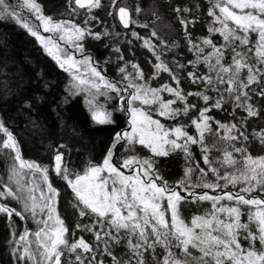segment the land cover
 Instances as JSON below:
<instances>
[{"label": "snow or ice", "instance_id": "obj_1", "mask_svg": "<svg viewBox=\"0 0 264 264\" xmlns=\"http://www.w3.org/2000/svg\"><path fill=\"white\" fill-rule=\"evenodd\" d=\"M74 2L75 8L69 4L72 14L87 9L89 15L84 26L71 19L54 20L44 15L37 0H22L17 7H13L9 0H0V21L10 19L26 29L59 67L70 74L67 94L61 106L72 104L82 95L95 125H113L116 123L114 112H122L128 116V126L114 133L102 164L90 160L81 173L71 170L59 151L53 158L54 167L51 169L34 160H25L16 137L0 120V134L5 137L0 144V154L8 150L11 159L7 180H0V215L6 216L7 226L12 230L10 243L15 245L12 248L14 260L17 264H104L102 259L96 260L97 252L83 237L69 242V228L57 210L61 193L50 179V171H54L55 176L71 189L75 200L71 207L79 217H95L91 225L77 223L76 228L93 232L97 245L100 242L104 244L102 255L111 257L112 264H145L144 254L148 251H151L156 264H188L190 248L201 253L198 264H264V250H257L254 246V242L259 240L264 249V196L261 195L264 194V156L254 157L248 153L245 146L248 136L243 130L248 118L259 115L250 102V93L256 92L251 86L264 82V68L250 63L248 53L252 51L249 37L255 34L256 64H264V0H209L208 15L212 17L209 36L195 42L187 30L188 24L195 21L180 20L185 27L188 50L195 57L188 61V66L193 69L188 72V79L193 84L203 85L202 90L187 93L181 88L177 74L186 66L173 61L176 64L174 71L163 59L164 50L171 51L178 45H167L159 40L155 31L151 35L159 40V44L132 32L134 38L143 40L141 46L155 57L151 77L146 79L140 65L131 62H125L118 69L120 80L107 77L85 47L87 38H102L101 33L87 26L95 19L90 13L101 6V0ZM111 2L115 6L117 0ZM20 8L27 10L39 24L30 23ZM136 11L139 13L140 8L137 7ZM176 11L179 14L189 9L177 8ZM118 16L125 28L136 23L125 7L119 8ZM41 27L52 35L42 36ZM214 34H219L224 43H214ZM56 37L73 51L61 48ZM244 48L248 51H243ZM206 49L211 51L206 52ZM229 50L232 53L231 64L225 61ZM114 51L119 53L120 49L117 47ZM75 53H79V59ZM117 59L123 61L124 57L121 54ZM129 64L131 72L128 71ZM200 64L208 69L206 74H198ZM245 69L246 81L241 78ZM161 73H167L175 86L165 82L160 87H152L150 81L161 78ZM208 91L217 93L214 102ZM165 93L172 99H165ZM256 95L264 97V88ZM189 97H197L205 103V107L199 108L198 116L190 118V124L182 118L190 117L198 106L190 103ZM227 99L231 100L234 110L242 109L247 115L241 118L239 126L215 121L217 134L223 132L220 139L225 145L222 159L215 163L233 169L221 175L220 168L214 166L209 157L210 148L205 138L212 132L214 120L209 113L213 108L221 109ZM115 100L119 105L110 110L108 104ZM177 103L183 107H175ZM25 107L31 108V104L26 102ZM153 112L172 121V125L166 126L160 119L153 118ZM189 127L195 128V135L189 133ZM252 135L264 145V129L254 131ZM237 143L241 146L237 147ZM137 145L147 149L151 155H125L136 153ZM194 145L200 147L207 171L199 167V162L195 168L192 166ZM120 148L124 151L120 154L121 162L117 164L116 153ZM176 153H183L188 166L183 177L170 184L163 178L157 163L158 158ZM235 154H239V160ZM196 169H199V176L194 182L192 176ZM209 173L215 177L214 180L208 179ZM29 174L32 180L26 179ZM238 185L242 186L237 191ZM209 190L215 194H210ZM189 200L192 203H211V211L203 216H193L190 225L180 212L181 205ZM8 201L19 204V210ZM245 207L248 208V221L242 222ZM13 217L22 221L30 217L37 230L32 232L25 228L17 236ZM251 224H255L256 231L250 228ZM241 238L249 241L248 248L242 246ZM124 240H127V249L131 253L129 259L118 258L111 247L121 245ZM158 247L164 250L162 261L156 259ZM173 248H178L186 259H178ZM66 254L67 259H63Z\"/></svg>", "mask_w": 264, "mask_h": 264}, {"label": "trees", "instance_id": "obj_2", "mask_svg": "<svg viewBox=\"0 0 264 264\" xmlns=\"http://www.w3.org/2000/svg\"><path fill=\"white\" fill-rule=\"evenodd\" d=\"M13 7H17L19 0H9ZM41 5L44 15L52 17L54 20H68L84 26L87 9L79 10L78 14H72L71 8H75L74 0H37ZM71 3V8L69 4ZM209 0H117L115 6L111 0H101V6L93 9L90 15L95 19L87 26L94 32L101 33L100 40H94L91 37L85 42L86 50L91 53L96 62L103 68L107 77L120 80L118 69L124 66L125 62L138 63L145 73V78L151 77L153 74L152 65L156 63L155 57L147 49L142 47V39H136L132 36L135 31L140 37L150 38L153 43L159 44V40H163L167 45H178L171 51L164 50L163 59L168 63L169 67L174 71L176 64L173 61H178L186 67L177 74L181 79V88L185 93L200 91L203 88L202 84H193L188 79V72L192 71V67L188 66V61L195 57L188 50V41L185 36V27L181 25L180 20L195 21L187 26L193 41H199L201 38L209 36L208 27L212 24V17L208 15ZM119 7H125L129 10L132 20L136 21L125 28L117 13ZM137 7L140 12L137 13ZM181 10L187 8L188 12L181 11L179 14L176 9ZM21 12L22 8L19 9ZM113 13L109 15V13ZM23 13V12H22ZM24 15V13H23ZM147 25V28H142L140 25ZM155 31L159 40L152 37V32ZM108 35L104 36L103 33ZM252 51L248 53L249 62L257 67L264 68V64L257 65L255 59V43L256 35H250ZM214 43L221 45L224 43L223 38L219 34L212 36ZM131 41V44H129ZM119 48L120 52L114 51ZM238 51L241 49H237ZM206 52L211 49H206ZM247 52L248 49L244 48ZM123 55L124 60H118L119 55ZM231 51L226 53L225 61L231 64ZM151 61V63H150ZM128 71H132L129 64ZM198 74H206L208 69L205 65L198 66ZM247 77V70H243L241 78ZM71 76L68 72L59 67L56 61L47 54L39 41L32 37L26 29H23L13 20L0 21V120H3L5 127L9 129L16 137L22 157L25 160L36 161L41 165L54 167V156L57 151L63 153L64 161L74 172H82L91 160L92 163L100 164L107 153V149L112 142L115 132L127 128L128 116L122 112H114L116 123L113 125H95L90 117V113L84 104V97L81 95L75 101L67 106H61L63 97L67 94L66 89ZM170 83L175 86L167 73H161V78L151 80L152 87H160L163 83ZM7 85V87H5ZM47 85V86H46ZM223 87H226L224 85ZM256 89V92L264 88V82L260 85L251 86ZM256 92H251V103L258 111L259 115L247 119L244 131L248 136V142L245 145L248 153L252 156H264V145L257 140L252 133L264 129V97L256 95ZM208 95L213 97V102L217 97L214 91H208ZM165 99H172L167 93L163 94ZM227 97V93H225ZM103 103V98H100ZM26 102L31 104V108L25 107ZM189 102L197 104V109H193L190 117L182 118L190 124V118L198 116L199 108L205 107V103L197 97H189ZM119 101H111L108 104L109 109L118 107ZM175 107H183L177 103ZM214 120L211 123L212 132L206 135L205 142L208 144L210 151L209 157L214 162V166L220 168V174L225 171H233L231 168H223L215 163L222 159L224 141L220 139L223 135L221 131L217 134V125L215 121L221 123H236L238 126L242 123L241 118L247 114L242 109H233V104L230 99L221 109L213 108L209 113ZM235 117V119L233 118ZM153 118L160 119L161 123L166 126H171L172 121H168L163 117H159L153 112ZM75 129V132H73ZM190 134L195 135V128L189 127ZM3 134H0V144L3 141ZM63 145L64 147H60ZM240 147V143H237ZM140 147L142 154L146 157L151 155L147 149ZM122 148L116 153V163L121 162ZM194 160L192 166L195 168L197 162L199 167L207 171V165L203 163L202 153L198 145L192 148ZM130 153H125L127 155ZM137 154V153H134ZM239 160V154H235ZM11 164L10 154L5 150L0 154V180H7L8 169ZM183 153H176L169 157L158 158L157 167L161 170V174L170 184H175L184 175V169L187 167ZM173 176L172 178L169 176ZM199 176V169L193 173L192 180L195 182ZM27 180H32L31 174L26 177ZM50 179L53 186L59 189L61 195L57 204V210L60 213L65 224L69 228L68 239L73 242L80 237H83L93 250L97 252L96 260L104 261V264H112L111 257L102 255L104 244L97 241L93 232L84 231L76 228L77 223L83 225H91L95 217L88 216L81 218L78 212L71 207L74 203V196L66 185V182L55 176L54 171H50ZM209 180H214L215 177L209 173ZM37 182L39 178H36ZM238 185L235 190H239ZM231 189V186H230ZM2 190V189H0ZM199 192L200 190L197 189ZM210 194L212 193L209 190ZM37 195V194H36ZM264 196V194H261ZM12 207L19 210L20 205L15 201H8ZM227 203V202H225ZM202 205V206H200ZM166 206V202H165ZM211 211V203L208 201L192 203L190 200L183 203L180 208L181 216L187 224H191L193 216H203ZM248 208L243 209L241 216L242 222L248 221ZM170 220V214L168 216ZM17 236L25 228L32 232L37 230V225L30 217L26 220H20L18 217H13ZM250 228L256 231L255 224H251ZM99 230V226H97ZM13 239L12 230L7 226V218L0 215V264H17L12 254V248L15 246L10 241ZM241 243L244 248L249 247V241L241 238ZM254 246L257 250H264L256 240ZM112 250L118 258L129 259L131 253L127 249V240H124L121 245H112ZM176 257L185 260L186 257L178 248H173ZM191 257H188V264H198L201 253L198 249L190 248ZM156 259L162 261L164 250L156 249ZM74 259V257H72ZM63 259H67V254ZM145 264H156L151 251L144 254ZM134 264V262H133Z\"/></svg>", "mask_w": 264, "mask_h": 264}, {"label": "rangeland", "instance_id": "obj_3", "mask_svg": "<svg viewBox=\"0 0 264 264\" xmlns=\"http://www.w3.org/2000/svg\"><path fill=\"white\" fill-rule=\"evenodd\" d=\"M19 2H22V0H19ZM119 8H120V7H119ZM119 8L117 9V13H118V11H119ZM22 12L24 13L25 18H27V19L29 20L30 23H32V24H34V25H38V24H39V21L35 20V17L32 16L27 10L23 9ZM39 31H40V34H41L42 36H46V37H47V36H49V35H52V34H50V33H45V32L43 31V28H42V27L39 28ZM56 39H57V42L60 44L61 48L66 49V50L69 51V52H72V51H73V49H72L69 45L65 44V42H63V41H59L58 37H56ZM75 55H76L77 59L80 58L79 53H75ZM3 138H5V137L3 136ZM137 146H139V145H137ZM140 149H141L140 147H137V152H136V153H137L138 155L142 154V151H141ZM132 154H134V153H130V155H132ZM127 155H129V154H127ZM102 162H103V161H102ZM102 162H101L100 164H102ZM119 163H120V162H119ZM121 170L124 171L126 175L129 174V172H128L127 170H125V169H121ZM82 172H83V171H82ZM82 172H81V173H82ZM169 176H170L171 178L173 177V176H171V175H169ZM36 194H37V196H39V192H37ZM200 206H202V205H200Z\"/></svg>", "mask_w": 264, "mask_h": 264}]
</instances>
